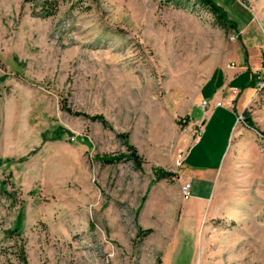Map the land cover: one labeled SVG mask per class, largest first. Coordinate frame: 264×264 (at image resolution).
Segmentation results:
<instances>
[{
	"label": "rangeland",
	"instance_id": "rangeland-1",
	"mask_svg": "<svg viewBox=\"0 0 264 264\" xmlns=\"http://www.w3.org/2000/svg\"><path fill=\"white\" fill-rule=\"evenodd\" d=\"M166 1L68 0L44 19L0 0V264H22L17 241L28 264H264V91L230 117L214 214L182 206L176 180L203 127L207 144L235 110L212 90L221 63L237 65L239 32L254 85L264 76V0H213L228 31L194 0Z\"/></svg>",
	"mask_w": 264,
	"mask_h": 264
},
{
	"label": "crops",
	"instance_id": "crops-1",
	"mask_svg": "<svg viewBox=\"0 0 264 264\" xmlns=\"http://www.w3.org/2000/svg\"><path fill=\"white\" fill-rule=\"evenodd\" d=\"M238 34L241 41L239 42V45L236 44L237 46L235 47L236 50L234 55V59L238 66L236 64H233V66L229 65L226 68L225 63H221L222 69H224V71L226 72L227 81L223 79V70L220 71V86H218L216 90H212L213 98L216 101V104L217 102H220L223 106L224 104L227 105L229 102H232L235 110H227L229 118L223 123V127L219 126L220 130H218L216 135L213 136V139L207 144L205 143V140L208 132L203 127V133L184 156L179 175L176 178L178 183H190L192 197L189 200L183 199L182 206L186 205L187 202H190L192 200L198 201L201 212L198 214L196 213V216L199 217V220H201L203 216L205 217L206 214L207 216H211L214 214L215 210L212 205L214 190L223 168L225 159L229 153L232 135L235 128V122L231 120L230 117L238 113V105H247L249 97L252 94L248 91L251 90L250 88H254L252 85L253 72L260 66V64L257 65L255 61V63L252 62V59L257 60L255 56L256 53L254 52V55L251 54V51H255V47H246V45L243 43L244 33L241 31ZM245 51H249L250 56L248 58V61L244 56ZM240 77L243 78L241 84L237 83V80H240ZM246 88L248 89L246 90L247 92L244 95V89ZM233 90H237L239 92V95H234L232 92ZM223 115H225L226 117V114ZM203 123L205 124V122ZM209 143H211L212 146L211 144L209 145ZM210 147L211 150L207 151ZM214 148L220 151L217 152L218 155L214 161L208 160L207 154L214 152ZM208 206L209 210L207 209ZM205 207V212L206 210H208L206 214L205 212L202 213V209ZM180 215L181 214L179 213V220Z\"/></svg>",
	"mask_w": 264,
	"mask_h": 264
},
{
	"label": "trees",
	"instance_id": "trees-1",
	"mask_svg": "<svg viewBox=\"0 0 264 264\" xmlns=\"http://www.w3.org/2000/svg\"><path fill=\"white\" fill-rule=\"evenodd\" d=\"M66 1L68 0H25V3L26 2L31 3V5L33 6V14L36 17L46 19V18H51L53 16H56L59 12L61 5L65 3ZM82 1L86 2V1H95V0H82ZM187 1L189 2L190 0H187ZM194 1L199 6L205 9H208L213 14L220 28H222L225 31H228L229 29H236V24L233 21L229 20L226 12L221 7H219L213 0H194ZM166 4L167 5L172 4V5L182 7L181 0H167ZM254 82L255 80L253 79L252 85L255 88ZM262 91H264V89ZM66 111L69 113H72L70 109H67ZM91 120L100 122L104 126L107 125L106 120L101 116L91 117ZM63 132L64 130L61 128H54L53 130L47 131L43 134V140L50 141V140L60 139L63 135ZM123 137H126V135ZM128 149L130 152V155L128 158L133 162L137 170L142 171L144 161L142 157L139 155L138 150L134 146H131V145L128 146ZM122 159H123L122 156H110V157L102 158V161L105 164H116V163H119ZM6 161L7 163L11 162V160H6ZM156 174H157L158 180L171 178V175L169 173L163 172L161 170L156 171ZM11 234L15 236L14 233H11ZM16 247H17L18 261L22 264H28L25 244L24 243L22 244V241L21 242L17 241Z\"/></svg>",
	"mask_w": 264,
	"mask_h": 264
},
{
	"label": "built area",
	"instance_id": "built-area-1",
	"mask_svg": "<svg viewBox=\"0 0 264 264\" xmlns=\"http://www.w3.org/2000/svg\"><path fill=\"white\" fill-rule=\"evenodd\" d=\"M261 73L264 75L263 72H261ZM262 74H261V76H262ZM255 88H256L257 93L261 92L264 89V76L262 78H260L259 81L256 82ZM232 92L234 95H238L237 90H233ZM205 105H206V103H205ZM219 105H221V104H219ZM181 194H182L184 200H189L192 197L190 183H186L185 185L181 186Z\"/></svg>",
	"mask_w": 264,
	"mask_h": 264
}]
</instances>
